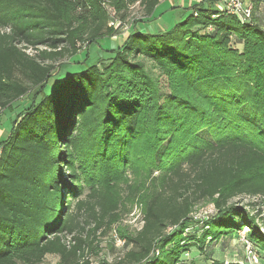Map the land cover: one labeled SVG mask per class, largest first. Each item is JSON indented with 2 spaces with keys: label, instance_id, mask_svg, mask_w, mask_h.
I'll return each instance as SVG.
<instances>
[{
  "label": "trees",
  "instance_id": "obj_1",
  "mask_svg": "<svg viewBox=\"0 0 264 264\" xmlns=\"http://www.w3.org/2000/svg\"><path fill=\"white\" fill-rule=\"evenodd\" d=\"M161 1L115 6L126 12L139 2L152 21ZM221 1L193 4L165 32L133 26L108 60L50 84L67 61L58 62L77 55L80 44L117 34L104 0H0V113L30 100L0 140V264H38L48 254L59 264H84L92 234L120 219L104 182L136 167L139 141L152 151L146 169L158 171V189L143 199L141 229L118 231L128 250L101 264H180L194 223L204 233L191 246L202 251L208 239L244 228L264 251L257 216L231 204L241 195L264 202V25L254 14L242 22L220 10ZM231 36L243 53L230 47ZM84 183L91 191L79 199ZM202 201L217 212L196 220Z\"/></svg>",
  "mask_w": 264,
  "mask_h": 264
},
{
  "label": "rangeland",
  "instance_id": "obj_2",
  "mask_svg": "<svg viewBox=\"0 0 264 264\" xmlns=\"http://www.w3.org/2000/svg\"><path fill=\"white\" fill-rule=\"evenodd\" d=\"M116 1L108 0V5L109 8H113V11H116L117 15H115V18L117 17L122 23L117 34L104 38L100 43L96 42L89 48L86 47V44H80V52L77 55L68 60L64 59L58 62L67 61L54 71L55 76L50 80V84H58V81L63 80L68 74L83 71L90 65L97 63L101 58L108 60L112 54L109 50H112L113 47L115 49L118 48L125 41V37L128 36L133 26H136L138 29L140 28L144 33H160L162 32L158 29L160 25L171 29L180 22H183L193 12L191 8H183V6L181 8L177 6L175 8L176 10H172L168 6L169 3H164L163 5L160 4L158 9L159 13L157 15L160 17L152 19L151 21L145 18L143 7L139 2L130 4L126 12H118L115 6ZM173 2H176V0ZM255 3L256 9L254 11V17L260 24L264 25V2L256 0ZM218 8L222 10L221 2L218 4ZM166 9H169V11H166ZM179 11L180 14L178 13ZM124 13H126V19L121 20V16ZM229 45L232 49L243 53V44L238 43L234 36L230 37ZM28 52L35 53V50L29 49ZM147 65L156 74H159L158 69L153 67L151 62H147ZM160 83L163 90H166L168 84L165 76L160 77ZM29 105L30 100L27 95L15 101L0 113V140L8 137L14 120ZM151 153L152 151L148 148V145L145 146L139 141L134 152V157H137L138 161L136 167L134 169L126 168L120 174L119 180L109 179L108 176L107 179L105 178V182V179L102 181L109 188H113L114 194L118 198L120 219L109 230L101 228L92 234L90 239L91 244L85 248L84 256L80 257V261L84 262V264L86 262L89 264H101L104 260L112 263L113 261L119 260L129 248L125 246V237H122L120 232H118L120 228L124 231L122 233L123 235H134L141 229L144 215L143 199L153 195L158 189V171L152 168L149 170L146 169V167H150V165L146 164V161L151 160ZM63 170L65 175H67L68 169L66 165L63 166ZM131 186L133 189H131ZM90 191V185L84 183L83 193L79 199H86ZM231 204H237L251 212V215L257 216V222L261 225L264 232V202L260 197L241 195L232 199ZM259 210H263V213L260 215L258 213ZM208 212L212 215L217 212L214 203L211 201H202L195 206L192 215L195 218V216L204 215ZM210 214L209 216H211ZM94 226L90 225V229ZM203 233L204 228L202 223H194L189 227L187 235L191 239L186 242L188 245H186V249L182 253L180 264H264V251L249 240L248 228H244L233 237H225L218 241L208 239L204 251L200 250L199 246H191L195 244L196 240ZM67 243L73 244L70 236L67 239ZM250 249L253 250L252 253ZM59 261L60 257L58 255L48 254L38 264H59Z\"/></svg>",
  "mask_w": 264,
  "mask_h": 264
},
{
  "label": "built area",
  "instance_id": "obj_3",
  "mask_svg": "<svg viewBox=\"0 0 264 264\" xmlns=\"http://www.w3.org/2000/svg\"><path fill=\"white\" fill-rule=\"evenodd\" d=\"M174 1V0H172ZM183 0H176V2H180ZM194 3L201 2L202 0H193ZM222 10H226L229 13L236 15L242 22L251 21L254 14V4L253 0H222L221 1ZM104 6L107 8L110 21L109 27H113L115 29H119L122 25L121 21L115 18L117 15L116 11H113V8H109L108 0H104ZM112 15V16H111ZM209 212L204 215L195 216L197 220H203L209 217ZM212 215V214H210ZM252 253L253 250L250 249Z\"/></svg>",
  "mask_w": 264,
  "mask_h": 264
},
{
  "label": "crops",
  "instance_id": "obj_4",
  "mask_svg": "<svg viewBox=\"0 0 264 264\" xmlns=\"http://www.w3.org/2000/svg\"><path fill=\"white\" fill-rule=\"evenodd\" d=\"M192 2V3H191ZM194 1L193 0H183V1H180V2H173V1H170V0H162L161 1V3L160 4H164V3H169V7L172 9V10H174L177 6L179 7V8H181V6H183V8H185V7H191L193 4H195V3H193ZM160 4H159V6L157 7V9H156V11H155V13H154V15H153V17L155 18H158V17H160V16H158L157 14L159 13V7H160ZM167 7V6H166ZM165 7V8H166ZM170 9V10H171ZM176 10V9H175ZM166 11H169V9H166ZM172 12V11H171ZM179 14H180V11L178 12ZM178 14V15H179ZM177 15V16H178ZM158 29L160 30V31H162V32H165V31H167L168 29L166 28V27H164V25H160L159 27H158ZM125 39H126V37H125ZM100 41H102V39H100V40H98V43H100ZM114 48V47H113ZM112 48V49H113ZM115 49V48H114Z\"/></svg>",
  "mask_w": 264,
  "mask_h": 264
}]
</instances>
